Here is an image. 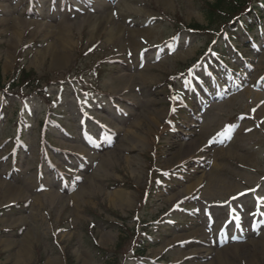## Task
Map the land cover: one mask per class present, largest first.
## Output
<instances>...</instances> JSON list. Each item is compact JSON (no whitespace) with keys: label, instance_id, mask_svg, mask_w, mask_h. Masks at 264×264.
Wrapping results in <instances>:
<instances>
[{"label":"rangeland","instance_id":"1","mask_svg":"<svg viewBox=\"0 0 264 264\" xmlns=\"http://www.w3.org/2000/svg\"><path fill=\"white\" fill-rule=\"evenodd\" d=\"M215 1L0 0V264H264V28L171 103Z\"/></svg>","mask_w":264,"mask_h":264},{"label":"trees","instance_id":"2","mask_svg":"<svg viewBox=\"0 0 264 264\" xmlns=\"http://www.w3.org/2000/svg\"><path fill=\"white\" fill-rule=\"evenodd\" d=\"M257 4L259 7H257ZM224 6V9L221 11L220 7ZM205 16L207 25H192L190 28L194 31H210L215 29L218 22L222 21L224 26V31H228L229 34L235 32L236 24L235 17H238L240 14H244L248 20L254 18L256 22L259 23L264 20V2L263 0H216L213 4H206L205 8ZM235 16V17H234ZM234 17V18H233ZM233 18V19H232ZM243 31L247 32L248 29L246 26H243ZM227 32V33H228ZM231 35V34H230ZM22 71V70H21ZM19 74H23L19 72ZM20 82H22V78L20 76ZM1 84V78H0ZM130 231V230H129ZM131 232V231H130ZM123 232L121 233L124 236L123 240H121L122 244L124 241L126 242V237ZM130 237V236H129ZM143 239L136 240L134 254L136 256H143L146 248L144 247L146 244L142 241ZM116 264V263H115Z\"/></svg>","mask_w":264,"mask_h":264}]
</instances>
